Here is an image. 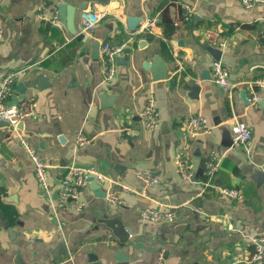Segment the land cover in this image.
Wrapping results in <instances>:
<instances>
[{"label": "crops", "instance_id": "0c3cea01", "mask_svg": "<svg viewBox=\"0 0 264 264\" xmlns=\"http://www.w3.org/2000/svg\"><path fill=\"white\" fill-rule=\"evenodd\" d=\"M185 6L194 9L188 21ZM84 11L104 15L88 35L81 32ZM43 13L47 20L40 19ZM152 18L156 27L148 32ZM165 25H173L171 35ZM0 31V79L20 72L13 101L35 103L19 134L0 125V264H94L91 255L99 264H157L160 255L164 264H264L253 261V240L264 238V4L0 0ZM209 31L226 45L208 44ZM104 43L130 51L128 58L120 56L108 85H102L94 55ZM216 60L228 69L231 90L212 82ZM159 72L167 77L155 81ZM255 94L261 97L256 108L246 101ZM149 98L161 117L154 131L139 119ZM195 116L207 120L210 134L186 135L184 124ZM235 120L252 131L249 155L232 146ZM80 134L90 143L79 145ZM19 136L49 165L51 197L41 190ZM179 156L192 165L193 179L178 172ZM77 165L104 174L101 191L116 190L124 204L110 205L89 182L80 191L81 210L72 202L58 208L61 178ZM136 171L153 172L160 183L145 186ZM220 188L236 189L240 197H225ZM146 207L176 210L179 218L150 223L140 217ZM113 217L131 230L124 244L103 223ZM118 253L126 260L117 261Z\"/></svg>", "mask_w": 264, "mask_h": 264}, {"label": "built area", "instance_id": "2783aa9c", "mask_svg": "<svg viewBox=\"0 0 264 264\" xmlns=\"http://www.w3.org/2000/svg\"><path fill=\"white\" fill-rule=\"evenodd\" d=\"M146 2L148 0H140ZM242 4L245 8L251 9L259 4H264V0H242ZM184 19L190 20L194 9L189 6H185ZM40 19L47 20L45 13L41 14ZM104 15L93 12L84 11L81 14V26L82 35L90 34L102 21ZM58 13L55 14L52 23H56L58 20ZM156 18H152L146 23V30L148 32L153 31L156 27ZM206 41L211 46L223 48L226 44L223 42L216 32H206ZM3 39V34L0 31V41ZM126 50L125 44H110L104 43L100 48V65L102 69V85L111 84L117 76V58L124 54ZM212 82L223 90H231L233 86L230 83V74L228 69L223 65L220 60H216L211 65ZM21 76L20 72H12L7 76L0 79V124L2 122L9 123V131L12 134H19L20 124L27 118L34 116L35 103L31 99L20 100L19 102L13 101L15 94L14 83ZM261 97L253 95L249 103L252 107H258ZM139 119L144 127L148 130H157L161 124L160 113L156 108V104L153 98H149L147 104L139 113ZM232 146L245 150L249 155V144L253 138L252 131L242 121L235 120L232 125ZM125 133L131 134L129 128L124 129ZM212 128L208 125L205 118L201 116L190 117L184 124V132L189 138H195L201 134H210ZM20 146L25 150L34 164V171L37 182L48 197H51L52 186L50 184L49 177V165L44 160L42 155L31 146L25 137L19 136L18 138ZM77 143L84 146L90 143V140L80 134ZM218 164L211 166L207 170V174L212 176L216 171ZM177 170L184 179H193L194 173L192 171V165L190 162L182 156L177 158ZM94 176L97 182L104 183L108 181V178L95 170V168L84 169L76 166H70L66 169L65 174L60 181V188L58 192L57 207L65 209L68 205L76 203L77 208L81 210L83 204L78 202L80 197V191L85 188L89 181L88 178ZM136 178L142 182L145 186H153L160 183V178L153 172L149 171H136ZM125 190L130 191L128 187ZM220 193L228 198H239L240 192L236 189L220 188ZM107 202L113 206H120L124 204V200L114 189L107 192ZM140 217L147 222L159 224V223H174L178 220V212L176 210H161L150 207L144 208L140 212ZM255 252L253 254V261H264V238L254 239ZM157 264H164L163 256L160 255Z\"/></svg>", "mask_w": 264, "mask_h": 264}, {"label": "water", "instance_id": "95a60500", "mask_svg": "<svg viewBox=\"0 0 264 264\" xmlns=\"http://www.w3.org/2000/svg\"><path fill=\"white\" fill-rule=\"evenodd\" d=\"M59 10H60V15H61V19H62V21H63V22H67V12H66V11H67V8H66V6H64V5H60V6H59ZM125 54H126L125 57L128 58V57H129V54H130V51L127 49V50L125 51ZM94 55H95V57H97V58L100 57V44H98V45L96 46L95 51H94ZM120 61H121V58L118 57V58H117V61H116L117 64L120 63ZM150 67H151L152 70L155 71L153 65H152V66H149V67L146 65V68H147V69L150 68ZM155 72H156V71H155ZM166 77H167V74H166V73L159 72V73L155 76L154 79H155V81H159V80H163V79H165ZM246 101H248L247 103H249V100H246ZM4 124L7 125V126H9V123H7V122H2L0 125H4ZM76 167H78V168H84V169L94 168V167H92V166L87 167V166H81V165H77ZM116 170H120V166H117V167H116ZM65 172H66V170H65ZM88 181H89L90 184H91V188H92L96 193H98V196H101V197H105V198H106L107 193L101 191V185L96 181V179H95L94 176H90V177L88 178ZM58 183H59V181H58ZM54 198H55V199H58V192L55 193V197H54ZM103 223H104L108 228H110V229L112 230L113 234H114L115 237L119 240L120 244H124V243H126V242L128 241V239H129V237H130V235H131V230L127 229V228L124 226L122 220H121L119 217L105 218V219L103 220ZM115 257H116V260H117V261H125V260H126V259L124 258L125 256H124L123 254H121V253L116 254ZM90 261H91L92 263H94V264H99L97 257L94 256V255H91V256H90Z\"/></svg>", "mask_w": 264, "mask_h": 264}, {"label": "trees", "instance_id": "16d2710c", "mask_svg": "<svg viewBox=\"0 0 264 264\" xmlns=\"http://www.w3.org/2000/svg\"><path fill=\"white\" fill-rule=\"evenodd\" d=\"M164 27H165L164 29H165V31H166V34L171 35V33H172L173 30H174L173 25H165Z\"/></svg>", "mask_w": 264, "mask_h": 264}]
</instances>
